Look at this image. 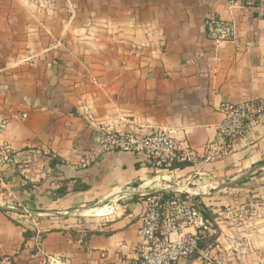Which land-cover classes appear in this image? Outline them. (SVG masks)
Returning <instances> with one entry per match:
<instances>
[{
  "label": "crops",
  "instance_id": "1",
  "mask_svg": "<svg viewBox=\"0 0 264 264\" xmlns=\"http://www.w3.org/2000/svg\"><path fill=\"white\" fill-rule=\"evenodd\" d=\"M260 1L0 0V116L27 115L0 136L15 153L0 182V264L134 260L153 192L199 201L216 228L201 249L264 264V121L227 157L205 153L221 103L264 98ZM212 15L235 25V42L208 40ZM103 126L170 131L181 160L159 169L115 152L80 169Z\"/></svg>",
  "mask_w": 264,
  "mask_h": 264
},
{
  "label": "built area",
  "instance_id": "2",
  "mask_svg": "<svg viewBox=\"0 0 264 264\" xmlns=\"http://www.w3.org/2000/svg\"><path fill=\"white\" fill-rule=\"evenodd\" d=\"M255 10L258 17L264 20V0L256 5ZM204 27L206 37L215 45L236 41V27L229 21L212 15L205 20ZM219 111L223 120L218 126L216 138L205 147L208 161L227 157L238 141L247 138L264 121V98L240 103L223 102ZM13 118L25 120L27 115L0 116V136ZM115 152L151 159L159 169H170L181 160L177 141L170 131L142 135L136 132L119 133L103 126L95 148L83 159L79 168L88 169L98 156ZM192 156V153L186 155L187 159ZM13 165L14 151L0 143V182L3 181L4 171ZM144 205L137 257L131 261L101 264H186L196 256L203 264H227L220 257L217 244L210 242V247L201 249L203 239H214L216 228L215 221L204 214L194 199L177 193L153 192L144 196ZM41 241L42 238L38 237L37 243ZM50 264L55 262L51 260Z\"/></svg>",
  "mask_w": 264,
  "mask_h": 264
},
{
  "label": "trees",
  "instance_id": "3",
  "mask_svg": "<svg viewBox=\"0 0 264 264\" xmlns=\"http://www.w3.org/2000/svg\"><path fill=\"white\" fill-rule=\"evenodd\" d=\"M81 190H86V188L84 187V188H82ZM195 202H196V204L199 206V207H201V205H200V203H199V201L197 200V199H195ZM201 209L203 210V212H204V214L206 215V216H209L207 213H206V211L201 207ZM30 237H32V235L29 233V232H26L25 233V238L26 239H29Z\"/></svg>",
  "mask_w": 264,
  "mask_h": 264
},
{
  "label": "bare ground",
  "instance_id": "4",
  "mask_svg": "<svg viewBox=\"0 0 264 264\" xmlns=\"http://www.w3.org/2000/svg\"><path fill=\"white\" fill-rule=\"evenodd\" d=\"M199 192V191H198ZM91 214V213H90Z\"/></svg>",
  "mask_w": 264,
  "mask_h": 264
}]
</instances>
